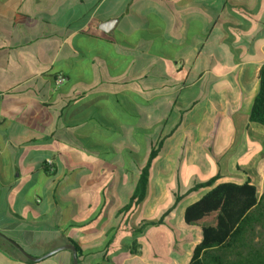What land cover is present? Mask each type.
<instances>
[{
	"label": "crops",
	"instance_id": "obj_1",
	"mask_svg": "<svg viewBox=\"0 0 264 264\" xmlns=\"http://www.w3.org/2000/svg\"><path fill=\"white\" fill-rule=\"evenodd\" d=\"M261 67L264 0H0V264H73L44 257L66 245L79 264H188V206L220 184L264 192ZM135 126L153 132L142 150ZM159 137L146 197L124 212Z\"/></svg>",
	"mask_w": 264,
	"mask_h": 264
},
{
	"label": "trees",
	"instance_id": "obj_2",
	"mask_svg": "<svg viewBox=\"0 0 264 264\" xmlns=\"http://www.w3.org/2000/svg\"><path fill=\"white\" fill-rule=\"evenodd\" d=\"M137 104H141V96L134 94V124L138 120ZM117 116H120L118 112ZM249 120L264 128V67L259 70V88L252 103ZM101 129L105 131L108 128ZM110 129L111 135H120L122 132L120 127ZM152 133L150 129L137 126L133 128L134 140L141 150L144 147L143 136ZM166 138L159 137L151 145L147 161L140 170L124 212L135 210L145 199L153 164L163 149ZM84 144L92 148L95 145L89 141ZM108 148L113 151L112 144H100L101 150ZM134 161L138 162L136 155ZM45 168L52 173L53 162L51 166L45 162ZM216 179L211 177L204 180L190 191L211 186ZM180 199L178 197L177 201ZM173 208L174 204L157 220H144L134 228V234L141 233L147 226L165 224L164 217ZM184 221L187 225H195L201 229V242L194 248L188 264H264V192L257 198L255 187L248 182L242 185L226 183L214 187L198 202L186 208ZM74 246L79 255V248Z\"/></svg>",
	"mask_w": 264,
	"mask_h": 264
},
{
	"label": "water",
	"instance_id": "obj_3",
	"mask_svg": "<svg viewBox=\"0 0 264 264\" xmlns=\"http://www.w3.org/2000/svg\"><path fill=\"white\" fill-rule=\"evenodd\" d=\"M112 23H113V22H111V24H112ZM62 249H68V250H70V251L72 252V263H73V264H78L76 248H75V246H73V245H66V246L59 247V248H57V249L51 251L50 253L46 254L44 257H47V256H49V255H52V254H54V253H56L57 251L62 250ZM20 251H21V253H22L25 257H27L28 259H30V260H32V261H37V260L41 259V258H39V259L32 258V257L28 256L23 250H20Z\"/></svg>",
	"mask_w": 264,
	"mask_h": 264
},
{
	"label": "built area",
	"instance_id": "obj_4",
	"mask_svg": "<svg viewBox=\"0 0 264 264\" xmlns=\"http://www.w3.org/2000/svg\"><path fill=\"white\" fill-rule=\"evenodd\" d=\"M65 82V77L62 75H58L55 80V84L57 87L61 86ZM48 166L52 165V160H47L46 161Z\"/></svg>",
	"mask_w": 264,
	"mask_h": 264
}]
</instances>
